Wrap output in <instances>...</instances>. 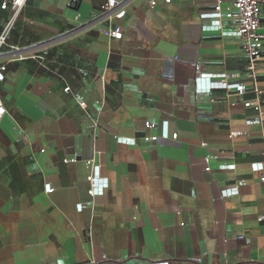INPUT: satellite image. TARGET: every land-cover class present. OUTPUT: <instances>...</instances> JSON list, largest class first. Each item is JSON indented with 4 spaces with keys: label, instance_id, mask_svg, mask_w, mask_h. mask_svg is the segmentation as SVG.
<instances>
[{
    "label": "crops",
    "instance_id": "crops-1",
    "mask_svg": "<svg viewBox=\"0 0 264 264\" xmlns=\"http://www.w3.org/2000/svg\"><path fill=\"white\" fill-rule=\"evenodd\" d=\"M118 1L108 19L102 0H25L10 25L0 264H264V45L249 77L216 0ZM12 14L0 7V32ZM115 26L121 38L103 33ZM221 75L242 88L200 91ZM88 159L107 180L94 196Z\"/></svg>",
    "mask_w": 264,
    "mask_h": 264
},
{
    "label": "built area",
    "instance_id": "built-area-1",
    "mask_svg": "<svg viewBox=\"0 0 264 264\" xmlns=\"http://www.w3.org/2000/svg\"><path fill=\"white\" fill-rule=\"evenodd\" d=\"M169 2L170 0H165ZM25 0H3L0 4L1 8H5L9 6L13 11L12 17L3 27L0 32V48L5 45L6 37L10 28V25L17 15L21 7L24 5ZM155 1L150 0V5H154ZM264 5V0H231L230 5L225 9L222 10L221 7V0H216V4L214 6V11L211 16L215 18L226 17V18H234L236 20L235 30L233 34L239 38L240 41V48L241 50L246 53L249 58V64L247 67V75L249 77H253L256 72V61L261 56V50L264 45V31L260 28V13L262 6ZM100 9L103 12V17L110 19L111 17L121 18L125 14V7L124 4L118 0H102L100 4ZM217 26H219V21L216 20ZM103 33L106 34L108 37L119 39L122 37V31L120 27H106L103 29ZM6 70V65L1 63L0 64V82L4 79V73ZM236 77L239 76V73L235 74ZM236 87L237 89H241L242 86L237 83H230L226 80L225 75H221L217 80H209L205 86L200 87V91H209L211 88H224L230 89ZM68 90V87L65 88ZM256 92H261L259 89H255ZM80 106H84V102H79ZM244 106L246 107H253L255 111H259L261 104L259 98L255 101H245ZM5 107L0 97V121L5 114ZM156 125L152 121H145L144 127L147 130H151ZM167 129L164 127L160 135H155L151 133L144 134L142 136L143 140L146 142H155L158 140L159 137H167ZM172 138L177 137V133H172L170 135ZM232 136V135H231ZM211 156L206 155L204 157V161L206 163L204 170L209 171V161ZM64 162H73L75 158L64 159ZM86 163L90 166L91 171L86 176V180L89 183V188L87 190L90 196H94L102 191L104 187L107 186V180L98 178L95 175L96 166L94 165L91 159H88ZM252 170L258 174V180L264 185V165L262 163H255L252 165ZM222 197H229L236 195L238 193V189L236 186L223 188L220 191ZM185 223L183 221L180 222V225L183 226Z\"/></svg>",
    "mask_w": 264,
    "mask_h": 264
}]
</instances>
